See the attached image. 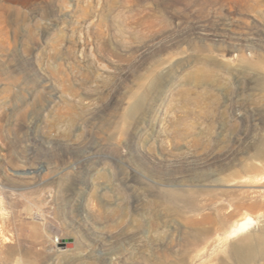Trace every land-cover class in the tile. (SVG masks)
<instances>
[{
	"label": "rangeland",
	"instance_id": "obj_1",
	"mask_svg": "<svg viewBox=\"0 0 264 264\" xmlns=\"http://www.w3.org/2000/svg\"><path fill=\"white\" fill-rule=\"evenodd\" d=\"M0 264H264V0H0Z\"/></svg>",
	"mask_w": 264,
	"mask_h": 264
},
{
	"label": "bare ground",
	"instance_id": "obj_2",
	"mask_svg": "<svg viewBox=\"0 0 264 264\" xmlns=\"http://www.w3.org/2000/svg\"><path fill=\"white\" fill-rule=\"evenodd\" d=\"M252 218L251 217H246L244 222H242L241 226L238 227L237 232H245L248 231L252 226Z\"/></svg>",
	"mask_w": 264,
	"mask_h": 264
},
{
	"label": "water",
	"instance_id": "obj_3",
	"mask_svg": "<svg viewBox=\"0 0 264 264\" xmlns=\"http://www.w3.org/2000/svg\"><path fill=\"white\" fill-rule=\"evenodd\" d=\"M66 247L69 249H73L75 247L73 240H68L66 243Z\"/></svg>",
	"mask_w": 264,
	"mask_h": 264
}]
</instances>
